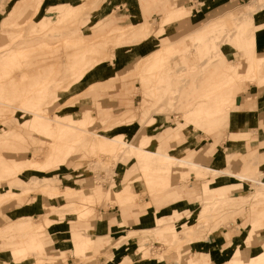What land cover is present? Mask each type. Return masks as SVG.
I'll list each match as a JSON object with an SVG mask.
<instances>
[{
	"label": "rangeland",
	"instance_id": "obj_1",
	"mask_svg": "<svg viewBox=\"0 0 264 264\" xmlns=\"http://www.w3.org/2000/svg\"><path fill=\"white\" fill-rule=\"evenodd\" d=\"M146 1L150 0H139V3L143 4L142 8L148 14V9L151 11V6L149 7ZM157 1L172 2L166 3L169 9L185 2L183 0ZM203 1L191 0L190 6L188 5L191 13L180 19H177L181 14L179 11L187 13L185 8H174L173 14L175 15L170 16V22L163 20L158 24L157 20L162 19L163 14L150 15L154 21L152 27L149 31L147 28H144L142 32L136 31L138 34L136 33L135 36L139 38H132L129 35L120 40V38L117 39L118 34H115L109 37V41H102L99 36L96 40L94 39L95 41H91L90 36H96L91 33L92 27L102 21V18H99V21L95 22L93 18L101 7H108L112 10L123 8L122 12L119 11V15L113 16L115 21L119 22L124 19V13H128L125 11V6H132L129 0H81V2L78 0L77 2L80 4L85 2L87 7L84 6V14L68 18L70 20L75 18V21L72 20V24V21L66 22L67 19L62 20L57 16L60 9L56 11L49 8L61 3L62 0H0V101L8 102V105L0 103V192L4 194V198L0 199V208L4 205H25L28 209L29 203L35 202L34 197L39 195L44 198L43 211L38 214L27 215L19 211L17 214L13 213L10 217H6L0 212L1 230L10 225V222L21 218H29L32 225L34 222L33 228L29 230H22L20 225L14 224H11L14 227H9L7 231V228H4L5 232L0 234V239L5 241V249L10 250L9 259L12 258V261H9L7 257L8 261L0 260V264H31L37 262L38 258H40L41 264H161L171 260L186 264L193 259L199 262L200 256L202 261L218 264L219 259H214V256L204 250L198 251L194 256L193 254L197 250L192 243L193 240L201 238L202 234L207 231H214L216 239L220 235L226 236V240L223 239V241L225 240V243L231 246L238 237L232 235L229 239L230 223L236 222L239 217L244 215L250 217L251 225L246 230L247 234L242 235L243 238H238V240L241 239V244L248 246L246 250L251 249L252 244L256 245V241L253 243L251 240L257 230L264 228V162L253 164L255 159L249 162V154L236 155L234 150L230 160L240 158L243 163L248 161L242 172L258 180L261 178L262 183L254 181V184L253 181L247 180L250 183L249 188L246 187L243 191L228 190V196L247 195L245 202L232 209L234 206L220 207L222 203H225L222 200L223 193L213 189V186L218 183H213V181L219 174L206 171L197 173L190 166L175 164L172 167L173 175L167 177V182L171 178V183L174 186L162 190L161 187L147 180L149 171H144L139 167L135 150L130 148L131 144L140 145L145 135L151 136L149 138L151 141L152 133L162 131V129L164 131L159 134L158 139H168L171 144L175 141L178 147H173L171 144V147H168L167 144H163V147L157 148V151L174 152L175 154L186 149L191 139L232 140L233 137L239 139L246 136L245 133H229L232 126L239 125L241 122L240 120L233 122L230 120L231 110L236 109V106L230 107L215 120L206 123L198 122L199 120L188 122L183 116L185 104L195 103L199 94L203 92L201 79L197 72L199 67L192 68V64L197 63L200 67L205 66L201 70V73H204L205 69L215 61L224 59L226 52L230 51L227 47H234L236 51H242L241 54L248 53L245 50L244 40L236 37V26L232 27L227 23H231V21L227 19L226 13L230 14L233 9L242 12L243 5L252 0L232 3L224 9H211L209 12L207 11L212 6L203 7ZM11 3L13 4L12 10L10 9ZM128 3L130 4L128 5ZM199 5L204 8L205 13H199L196 7ZM27 8L29 10L25 11ZM87 8L91 9L87 10ZM239 9L242 10L239 11ZM21 11L25 12L20 15ZM156 11L163 12L161 9ZM10 13L14 14L12 18ZM16 13L19 14L16 15ZM224 14L226 17L223 18H226L227 22L222 27L223 29L210 30L208 32L211 33L203 35V39L215 43H211L210 50L202 53L200 50L202 44L195 43L192 39L194 31L205 22ZM43 17H50L51 23L44 21ZM57 17L61 18L60 22ZM254 19L256 23L254 27L257 26L256 29H258L260 25L257 23L264 21V15L259 18L255 16ZM43 21L46 22L45 25L42 23ZM17 23L19 24L17 25ZM32 25H34L33 30H31ZM156 29L158 31H155ZM170 30H172L170 33H166ZM165 35H167V41H174L178 48L184 49L173 52L172 44L163 46V36ZM79 36L89 39L87 46L95 47L93 52L89 50V54L86 53L85 61L83 57L76 55L80 51L76 48L77 45L73 46V49L66 46V39L79 38ZM149 39L153 42V47L146 49L138 57L129 58L123 63L118 61L119 63L115 65L114 69L106 68L103 69V74L92 75L102 70L101 67L105 65L102 63L103 61L113 63L114 59L130 45L149 41ZM99 48L102 51H96ZM157 50L162 51L164 58L162 57L160 66L151 67L144 73L149 77L146 80L149 83L145 84L140 75L132 68L141 57ZM15 51L17 53H14ZM208 55L210 57H207ZM245 56L234 55L233 59L237 62L238 59ZM205 57L207 58L205 59ZM86 63L89 66L84 73L77 75L73 73ZM10 66H12L11 70ZM242 69L244 71V68L241 67L240 72ZM260 69L264 73V62L261 63ZM68 76H72L70 80ZM90 76H94V80L106 77L103 80L106 85L101 87L99 82L97 86L101 88L90 92L89 89L96 86H91ZM254 76V74H248L237 77L232 83L227 84L222 93L217 94L216 97L220 98L226 95V97L232 98L235 95L234 98H237L241 85L250 81L257 84ZM54 77L60 79L58 81V83H62H59L60 87L58 83V86L56 83L54 85L57 79H49ZM72 79H76L72 83V87L77 84H83V87L78 90L77 88L65 90L63 86ZM194 79L200 85L197 88L191 84ZM226 80L227 77H220L218 84L224 85ZM36 82L39 84L37 88L40 89L34 90ZM42 83L43 86H41ZM53 90L58 93L57 98L54 102H49L48 100L53 97H49L50 95L47 93H53ZM27 92H31L33 96L40 97L42 100L30 104L31 106H25L29 111L24 113L19 108L24 107L22 96ZM43 95L45 96L43 97ZM129 108L133 110H128ZM34 112L45 114V118L41 119V124L36 122L28 124V120L32 118ZM73 114V117L69 116ZM86 116L88 119L82 122L81 119ZM239 116L242 115L239 114ZM132 123H138L134 126L140 127V130L134 131V135H128L125 133V127ZM178 124H182L184 131L181 135L176 136L175 140H171L174 139V128ZM251 124L256 125L257 122L254 121ZM19 127L23 137H15L16 128ZM6 131L10 132L12 137L5 136ZM96 133H101L106 138L99 137ZM117 135H122L119 138L123 142L122 144L107 139ZM261 139L264 137L262 136ZM148 144L143 147L147 148ZM237 147L243 149L245 145L238 142L235 148ZM55 156L63 157L62 161L56 162L59 158ZM179 167L181 168L179 169ZM177 169L180 172L176 171ZM187 169L189 172H184ZM190 174L203 181V188L205 186L208 188V191H203V193L207 195L200 194L199 201L195 206L181 208L180 203L175 202L181 200L182 196L169 194L170 197L167 195L166 197L164 193L169 190L171 193L173 189H188L191 184ZM209 175L212 176V179L207 181L206 178ZM128 185L133 188L132 198L129 201L121 202L123 196L127 194ZM49 187L57 188L56 196L47 192ZM69 187L72 188L67 190ZM8 189L9 191L12 189L16 194L7 193ZM204 202H207L206 206H203ZM152 204L156 206L155 214L158 219L157 221L155 218L153 229H137L138 227L125 222L113 229L114 237L94 235L96 238L110 241L106 243L105 249L88 252L91 248L88 234H94L90 230L94 220L107 219L108 213L114 215L113 212L118 209L122 211L123 209L138 208L142 213L148 210L153 212ZM59 210H63V212L59 214ZM81 211L82 213L79 214ZM86 212L91 213L87 215ZM141 226L148 228L144 220H142ZM157 227L158 229H156ZM65 230L69 234V243L61 241L60 232ZM151 231H154L157 237L147 244L142 243L141 237ZM179 236L181 239L176 244L175 241ZM33 237H37L39 241L44 240L42 251L39 252V250L28 246L23 251L16 250L20 246L28 245L27 243L32 241ZM217 240L219 244L222 243V240ZM101 242L103 243V241ZM141 247L145 248L143 251H147L148 257L139 258ZM169 247L171 248L168 249ZM223 248L221 247V249ZM64 250L66 253L63 252ZM258 250H264V244ZM255 255L253 253L248 259V254L244 252L242 255L241 252L240 258L243 262L248 259L246 263L253 264L252 258ZM14 257L16 258L14 259ZM221 260L223 261V258ZM227 261L225 264H228ZM260 261L256 260L254 264H264V260Z\"/></svg>",
	"mask_w": 264,
	"mask_h": 264
},
{
	"label": "crops",
	"instance_id": "obj_2",
	"mask_svg": "<svg viewBox=\"0 0 264 264\" xmlns=\"http://www.w3.org/2000/svg\"><path fill=\"white\" fill-rule=\"evenodd\" d=\"M77 1L78 0H70V1L62 0V2L59 4L65 5V4H71ZM129 1L132 4V6H129V7H127V5L125 6L126 7L125 11H127L128 13H124L125 15L124 19L119 22H116L117 20L115 21L113 16L119 15L120 14L119 11L122 12L123 8L122 9L114 8L112 10L108 7H101V9L97 12V14L93 18L95 22H98L99 18H102V21L92 27L91 33L96 34V36L95 37L90 36L89 39H91V41H95L98 36L105 35L114 28L128 27V26L134 25L135 23L139 21H147V22L153 23L154 21H152V19L150 18L151 17L150 15L159 16L163 14V17H162L163 19L165 15L168 16V13L174 8L181 9L184 7L187 12L186 15L191 13V9L188 7V5L190 6L191 4V0H183L185 1L183 4L175 6L171 9L168 8L166 3L168 4L172 2L164 3V2H158V1L156 2V0H154L153 2L152 0H150L149 2L146 1L147 2L146 4H148L149 7L151 6V11L148 9V14L144 12L145 9L142 8L143 4L139 3V0H129ZM167 1H170V0H167ZM241 1H246V0H204L203 7L207 8L209 6H212L207 11L209 12L211 9L221 10L231 5L232 3H239ZM130 3H128V5ZM12 5L13 4L11 3L10 5L11 10H12ZM170 5H173V4H170ZM196 7L199 13L201 14L205 13L203 7H200V5ZM152 8H154L153 11H152ZM159 9L163 10V12L156 11ZM164 9H168V10H164ZM27 10L29 9L27 8L25 11ZM25 11H21L20 15L23 14V12ZM232 11H238V10L233 9ZM18 14L19 13H16V15ZM227 14L228 13H226V15ZM13 15H14L13 13H10L11 18L13 17ZM109 16H110V19L108 20ZM160 20L161 19H158L157 22H159ZM111 21H112V24H111ZM257 25H260V27L255 32L256 41H257V54L264 57V21L257 23ZM33 27L34 25H32L31 30H33ZM155 31H158V29H156ZM171 31L172 30L167 31L166 33H170ZM166 36L167 35L163 36V40H164L163 46L172 44L173 52H177V51H180L181 49H184V48H178L174 41H167ZM43 42H46V41H43ZM150 47H153V42L150 39L149 41H141L139 43H134L133 45H130L128 49L123 51L121 55L117 56V58L114 59L115 61H113V63L112 62L110 63V61L109 62L103 61L102 63L103 64L105 63V65L101 67L102 70L100 72H95L92 75H101L104 73L103 69H106V68L111 67L112 69H114L115 65L119 63L118 61H120V63H123L124 60H128L129 58L138 57L141 53H144L146 49L148 50ZM227 48L230 51L226 52V54L224 55V59L221 61H217V62L215 61L214 64H212L209 68L205 69L204 73H201V70L203 69L202 66L200 67V65L197 63L192 64V68L194 66H198L199 68H201V69L198 68L197 72L199 73V77L201 79V86H202L203 91L209 87H214L218 84V80L221 77L219 75L221 73L220 71H223L226 62H235L233 59L234 55H238L239 57H241L242 51H239V50L236 51V48L234 47L232 48L231 46ZM142 58L143 57H141V59ZM141 59H139L136 62L135 66L138 65V62L141 61ZM200 64H201V61H200ZM68 77L70 80L71 77L70 76ZM50 79H53V80L58 79L60 81V79L56 77L50 78ZM104 79H106V77L103 76L99 80L100 82L99 84L101 85V87H104L103 85H106L103 81ZM93 80H94V76L91 77V81ZM96 80H98V78H96ZM194 81H192L191 83L192 86L194 87L196 86V88L199 87L200 85H198V83ZM258 86L256 83H253L251 81L241 85V90L237 94V100L235 104L236 109L231 110V114L234 113V114L242 115V117L238 119L241 122L239 125L232 126L229 130V133L233 132L235 134L236 133L246 134V136L237 139V141L245 145V147H243V149H240L238 147L235 148V154L236 155L237 154H245V155L249 154L250 155V158H248L249 162L255 159V162L253 164L256 163V165L259 162H262V163L264 162V139H261L262 136L264 137V90H263L264 85L263 87L262 86L258 87ZM82 87H83V84H80V85L77 84V86L71 87V88H77L78 90L79 88H82ZM101 87L96 85L94 87H91L89 90L90 92H93L96 89L101 88ZM202 93L203 92H201L199 96L202 95ZM128 110H133V109L129 108ZM254 121L257 122L256 125L251 124V122H254ZM136 124L138 123H132L129 126L125 127V133L128 135H134L135 134L134 131L136 132L139 131L140 127L136 128L134 126ZM163 131L164 129H162V131H159V132L155 131L152 133V139L150 143L147 145L148 149L157 150V148H162L163 144L164 145L167 144L168 147H171V146L176 147V148L178 147L175 141H173V144H171V142L170 143L168 142V139H162V138L158 139L159 134L163 133ZM189 142L190 143L186 147V149L180 150L179 152L176 153L178 156H184L187 159H191L193 161L199 162L208 167L214 166V165H222L224 167L229 168L231 172H235V173H239L242 170H244L245 164L248 163V161L246 163H243L240 158H233L232 160H230V162L226 161V158H225L226 151L225 150H227V148L229 147L230 139H221V140L220 139L219 140L209 139V138L208 139H191ZM188 151H192V152H188ZM184 172L188 173L189 170L187 169ZM206 179L207 181L211 180L212 176L209 175L207 176ZM190 182L191 184L189 185L188 189L184 190L181 188V189H177L178 191L176 189H173V192L171 191L172 194L170 193V190H169L166 193H164V195L165 196L167 195L168 197H170L169 196L170 194V195L180 197V194H181L182 199L175 203H180L179 206L181 208H184V206L191 208L195 206L196 203H198L199 201L198 196L200 195L199 193H201L203 190V181L198 180L194 175L190 174ZM216 182L218 183L213 186V189H215L217 192L223 193L222 200L225 202V203H222L220 207L234 206L232 209H235L237 208V206H239V204H241L242 202H245L247 195L241 194L240 196H228V190L239 189L240 191L241 190L243 191L246 189V187L249 188L250 186L249 181L247 180L242 181L241 179L233 178L231 175L221 174V175H218L214 179L213 183H216ZM34 198L36 199L35 202L29 203L28 209L25 207V205L23 206L22 205L21 206L4 205L0 208V212L2 215L6 217H10L11 215H13V213L17 214L19 213V211L26 213L27 215L38 214L41 211H43L44 198L43 196H39V195ZM146 202H149V200H146ZM151 209L153 210V212H150L148 210L145 213H142L141 210L138 208L123 209L122 211L121 209H118L116 212H113L114 215H110V213H108L107 219L99 218L97 220H94L91 223L90 230L93 231L97 237H114L113 229L118 227L120 223L122 225L125 222H127L128 224H132L135 227H138L137 229H153L155 226L156 219H157L156 214H155L156 206L152 204ZM142 220H144V223L145 225H147L148 228H145V226H141ZM250 225H251L250 217H246L245 215L243 217H239V219L236 222L230 223L229 239L232 235H235L238 238H241L242 235H246L247 234L246 230L249 228ZM213 232L207 231L202 234L201 238H197L193 240L192 243L194 244L195 249L197 250L196 252H194L193 254L194 256L196 255V253H198V251L204 250L206 253L210 254L211 256H214V259L216 258L219 259L218 264H225V261L227 260H228L227 261L228 264H249V263H246V261L251 257L254 250L260 249L264 244L263 242L264 241V228L256 231V233L254 234V237L251 240L253 243L256 241V245L254 246V244H252L251 245L252 248L249 250H246L248 246L245 244H238V245L234 244V245H231L230 247L229 245L225 243L226 236L224 237L220 235L217 237V239L222 240V243L219 244ZM60 234H61L62 243L70 242L68 231L66 230L61 231ZM94 234L93 233L88 234V241L91 243V248L88 250V252L93 251V250L100 251L102 249H105L106 243L110 241L108 239L96 238ZM156 237H157L156 233H154V231H151V233L141 237L140 241L142 243L147 244L153 239H155ZM223 239L225 240L223 241ZM99 241L100 242L103 241V243L101 242V244H99L100 243ZM40 245L43 249L44 240L40 241ZM221 247H224V248L221 249ZM63 252L66 253L65 250ZM186 252H189V251H186ZM241 252H242V255L244 254V252L248 254V259L244 262L240 258ZM9 254L11 255V252L10 250L5 249V241L0 239V260H7V257L9 259ZM221 258H223V261L221 260ZM9 261H12V258H10ZM161 264H181V263L180 261H177V260L176 261L171 260L170 262L166 261Z\"/></svg>",
	"mask_w": 264,
	"mask_h": 264
},
{
	"label": "bare ground",
	"instance_id": "obj_3",
	"mask_svg": "<svg viewBox=\"0 0 264 264\" xmlns=\"http://www.w3.org/2000/svg\"><path fill=\"white\" fill-rule=\"evenodd\" d=\"M95 1V0H94ZM81 2V1H80ZM95 3V2H94ZM85 2L80 4L78 2H73L71 4H57L55 6H51L49 8H51V10H58L60 9V11L58 12L57 16L61 17L62 20H65L67 19L66 22H71L72 20L75 21L74 19L70 20L71 18L70 17H74L78 14H84L85 11L83 10L85 7ZM88 5H90V3H88ZM92 5V3H91ZM85 6V7H84ZM244 6V9H240L242 10V12H237V11H232L230 12V14H227V19L231 21L230 22H227V19L226 18H223V17H226L224 15H220V16H217L216 18L214 19H211L209 20L208 22H206L205 24H203L201 27H199L196 31H194L195 34H193L192 36V39L195 41V43H200L202 44L200 47V50L202 53H205L207 52L208 50H210V48L212 47V44L213 42H208L207 40L203 39L205 34L207 33H211V32H208L210 30H215V31H218V30H221L222 27L225 26V23L227 22L228 24L232 25V27H235L237 28L236 32V37H239L241 39L244 40L245 42V50L248 51L247 54H241V56H245V57H242L241 59H239L237 62H226L225 63V67L223 69V71H220L221 73L219 74L221 77H227V80L225 82L224 85H220V84H217L216 86L214 87H209L207 89H205L202 93V95H200L198 97V100L195 102V103H188L185 107V110H184V118L186 119V121L188 122H193V121H198V122H201V123H206V122H210V121H213L216 119V117L222 115L224 112H226L227 109H230V107H233L235 106L236 104V100L237 98H234L235 95H233L232 98H228V96L226 97V95H224V97H216L217 94H220L222 93V91L224 90L225 87H227V84L229 85L230 83H232V81H234L237 77H241L242 75H248V74H254L255 76L253 78L256 77V81H257V86H262L264 85V73L261 72V69H260V65L262 62H264V57L260 56L257 54V45H256V27H254V25H256L255 23V19L254 17L257 16V18H259L260 16L264 15V0H252L251 2H248L246 4L243 5ZM88 7H91V6H88ZM93 7V6H92ZM88 9H91V8H87ZM86 10V9H85ZM86 10V11H87ZM239 10V11H240ZM88 12V11H87ZM181 14L179 15V18L177 19H180L182 17H185L186 13L183 12V11H179ZM63 13V14H62ZM171 13V14H170ZM178 13V12H177ZM174 16L175 14H173V9L168 13V16L165 15V17L163 19H161L158 24H160V22H162L163 20H168V22H170V16ZM177 15V14H176ZM77 17V16H76ZM58 18V17H57ZM60 18V19H61ZM70 18V19H68ZM59 19V18H58ZM60 19H59V22H60ZM174 19V18H173ZM43 20L48 22V23H51L50 21V17H46L44 18L43 17ZM69 20V21H68ZM44 21L42 23H44ZM50 21V22H49ZM56 21V20H55ZM73 21L71 22V24L73 23ZM45 22V23H46ZM57 23H59L58 21H56ZM55 22V23H56ZM64 22V21H63ZM44 23V25H45ZM62 23V22H61ZM19 23H17L18 25ZM38 25V24H37ZM117 27V26H116ZM152 27V23L150 22H147V21H139L137 23H135L134 25H131V26H128V27H123V28H114L112 29L109 33L105 34V35H101L99 36L100 39H102V41H109V37L115 35V34H118V38L121 39H124L126 38L127 36L130 35V37L132 38H139L138 36H135L136 35V31H144L143 29L144 28H147V30L149 31L150 28ZM235 28V29H236ZM223 29V28H222ZM234 29V28H233ZM36 30V29H35ZM138 34V33H137ZM198 39H202L201 41H199ZM89 39H87L86 37L84 36H79V38H72L70 37L69 39H66V46L68 48L72 47L73 49V46L77 45L76 48L79 49L80 51H78V53H76V55L79 57H83L84 59V56L86 55V53L89 54V50L93 52L94 50V46L93 47H90V46H87V42H88ZM218 41V40H217ZM203 42V43H201ZM215 43V42H214ZM14 44V43H13ZM87 44V45H86ZM214 46V44H213ZM198 47V46H197ZM208 47V49H207ZM219 47V46H218ZM25 48V47H24ZM214 48V47H213ZM82 49V50H81ZM198 49V48H197ZM9 50V49H8ZM214 50V49H213ZM96 51H102L100 48L99 50L97 49ZM193 51V50H192ZM216 52V50H214ZM218 51V50H217ZM200 52V51H199ZM14 53H17L16 51ZM209 53V52H208ZM207 54V53H206ZM205 54V55H206ZM75 55V53H74ZM75 55V56H76ZM73 56V55H72ZM76 56V57H77ZM203 56V55H202ZM215 56V55H214ZM218 56V55H217ZM75 57V58H76ZM162 57H163V53L162 51L160 50H157L155 51L154 53H151V54H148L146 56L143 57V59L141 61L138 62V65L135 66L134 68H132L133 71H135L136 73H138L140 75V78L143 79L144 83L147 84L149 83V81L147 82L146 80L149 79L148 76H146V74L144 75V73L151 69V67H154V66H160V64L162 63ZM204 57V56H203ZM202 57V58H203ZM207 57H210L209 55ZM205 57V59L207 58ZM164 58V57H163ZM73 59V58H72ZM81 59V60H83ZM100 59V58H99ZM98 59V60H99ZM95 60V59H94ZM217 60V59H216ZM85 61V59H84ZM83 61V62H84ZM207 61V60H206ZM212 61H215V60H212ZM78 62V61H77ZM90 62V61H88ZM87 62V63H88ZM94 62V61H93ZM83 64L81 65V67L79 69H77L75 72L73 71L74 74H82L84 73L85 69L89 66L88 64ZM209 63V61L207 62V64ZM82 64V63H81ZM91 64V63H90ZM214 64V63H213ZM245 64V65H244ZM93 65V64H92ZM201 65H202V62H201ZM80 66V65H79ZM244 66V67H243ZM11 67L10 66V70H11ZM14 67V66H13ZM18 67V66H17ZM205 67V66H204ZM204 67H202L204 69ZM207 67V66H206ZM244 68V71L242 69V71L240 72V68ZM15 68V67H14ZM20 68V67H19ZM195 69V68H194ZM25 70V69H24ZM155 70V69H154ZM13 73V72H12ZM15 74V73H14ZM41 75V74H40ZM13 77V76H11ZM42 77V75H41ZM40 77V79H41ZM49 77V76H48ZM72 77V76H71ZM246 77V76H245ZM75 78V77H74ZM252 78V79H253ZM44 79V78H43ZM50 79V78H49ZM48 79V80H49ZM117 79V78H116ZM161 79V78H160ZM239 79V78H238ZM76 79H72L70 82H67L65 86H63L65 88V90L67 89H70L72 87V83H74ZM169 80V79H167ZM254 80V79H253ZM58 79L57 81L54 82V85L55 83L57 84L58 83ZM164 81V80H163ZM162 82V81H161ZM171 82V81H170ZM8 83V82H7ZM37 83V82H36ZM60 83V82H59ZM58 83V84H59ZM91 83V86H94V85H97L99 83V80H93ZM234 83V82H233ZM57 84V86H58ZM62 84V83H60ZM60 84H59V87H60ZM37 85H39L38 83L35 84V89L34 90H37V89H40V88H37ZM167 85V84H166ZM169 85V83H168ZM41 86H43V83L41 84ZM165 86V85H164ZM231 86V85H230ZM258 86V87H259ZM32 88V86H31ZM27 89V88H26ZM230 89V88H229ZM232 90V89H231ZM230 90V91H231ZM264 90V89H263ZM47 91V90H45ZM231 93V92H230ZM48 95H50L49 97H53L51 99H49L48 101L51 102L55 100V98H57V94L54 90H53V93L49 92L47 93ZM224 94V93H223ZM255 95V94H254ZM258 95V94H257ZM256 95V96H257ZM45 95H43L44 97ZM41 98L40 97H36V96H33L31 92H27L24 96H22V104L24 105L23 108H19V110H22L24 113L28 112L29 110L25 108V106H31L32 104L34 103H37V101H39ZM33 100V101H31ZM42 100V99H41ZM31 101V102H30ZM47 101V100H46ZM57 101V99H56ZM70 101V100H69ZM40 102V101H39ZM1 104H5V105H8V102H4V101H0ZM67 103V102H66ZM31 104V105H30ZM68 105V104H67ZM4 106V105H3ZM66 106V105H65ZM21 107V106H19ZM17 110V109H16ZM32 110V109H31ZM44 112V111H43ZM30 113V112H29ZM45 115V114H44ZM42 113H37V112H34L32 114V118L30 120H28V124L31 123V122H36V123H39L41 124V119L42 118H45ZM85 115V114H84ZM89 115V114H88ZM70 117L74 116L73 115H69ZM57 117V115H56ZM240 117L242 116H239V114H231L230 115V120L231 122H233L234 120H238ZM50 118V117H49ZM55 118V117H54ZM58 118V117H57ZM57 118H55L57 120ZM69 118V117H67ZM75 118V117H74ZM152 118V117H150ZM88 119V116L84 117L81 119V121H85ZM153 119V118H152ZM151 122H153L152 120H150ZM210 126V125H209ZM176 128H174V132H173V138L174 139H171V140H175V137L178 136V135H181L183 133V127H182V124H178V126H175ZM210 129H212V127L210 126ZM5 136H8V137H12V134L10 132H5ZM99 137H102L104 138L105 136H103L101 133H96ZM123 135V134H122ZM122 135H117L113 138H107V139H110V141H113V142H116L118 144H122L123 142L121 141V136ZM15 137H23V133L20 131V127L19 128H16V132H15ZM106 138V137H105ZM115 138V139H114ZM151 136H144L141 140V143L140 145H133L131 144L130 145V148L134 149L135 150V154L137 156V159H138V163H139V167H141L142 169H144V171H149L147 174H148V177H147V180L150 182V183H155L157 186L161 187L162 190H166L168 189L169 187H172L173 183H171V178L170 180L167 182V177H171V175H173L172 173L173 172V166L176 164H182V165H186V167L190 166L193 170H195L197 173H202V172H213L215 174H227V175H231L233 178H237V179H241V180H251V181H255L256 183H262L261 182V178L258 180L257 178H253L251 175L245 173V172H239V173H235V172H231L229 170V168L227 167H224L222 165H214V166H205L199 162H196V161H193L191 159H187L186 157L184 156H178L177 154H175L174 152H160V151H157L155 149H148V148H145L146 144H148L150 142V139ZM238 138H232V140H230V144H229V147L227 148V151L226 152V161L229 162L230 161V157H232L233 155V152L235 150V147L236 145L238 144L237 140ZM8 140V139H7ZM6 140V141H7ZM73 145V144H72ZM145 146V147H143ZM240 148V147H239ZM70 149V148H69ZM232 149V150H231ZM70 152V151H68ZM170 153V154H169ZM257 153V152H256ZM257 156V155H256ZM56 158H59V160H56V162H60L62 161V158L63 157H57L55 156ZM68 157V156H67ZM66 158V156H65ZM168 161V162H167ZM257 161V160H256ZM55 162V161H54ZM55 162V163H56ZM54 163H52L53 165ZM63 164V163H62ZM256 164V163H255ZM55 165V164H54ZM177 168V167H176ZM181 167H179L180 169ZM179 169H177L176 171H179ZM190 169V168H189ZM76 170V169H75ZM182 171V170H181ZM180 172V171H179ZM146 173V172H145ZM178 173V172H177ZM261 173V172H260ZM143 174V173H142ZM146 180V179H145ZM137 181V180H136ZM250 181V182H251ZM147 182V181H146ZM172 182H173V179H172ZM254 182V184H255ZM166 184V185H164ZM129 187L127 188V194H125V196H123L121 202H126V201H129L131 198H132V194H133V188L132 186L128 185ZM147 186V185H146ZM258 186V185H257ZM264 187V186H263ZM17 188V187H16ZM72 187H69L67 188V190H70ZM204 192L208 191V188L207 186H205L202 190L201 195H203ZM50 194L56 196V193H58V190L56 187H49L48 191ZM46 192V194H47ZM7 193L9 194H16L14 191H12V189H8ZM263 193V191H262ZM207 194H204V196H206ZM4 196L3 193L0 192V199ZM134 196H136L134 194ZM182 195L180 194V197ZM15 197V196H14ZM4 198V197H3ZM4 200V199H2ZM132 201V200H131ZM130 201V202H131ZM1 202V201H0ZM136 202V201H135ZM214 202V201H213ZM212 202V203H213ZM125 204V203H124ZM211 204V203H210ZM207 205V202L205 203L204 202V205L203 206H206ZM78 208H80L79 206H77ZM76 207V208H77ZM83 209V206H81ZM202 207V206H201ZM61 208V207H60ZM77 208V209H78ZM204 208V207H203ZM62 209V208H61ZM81 209H78V210H81ZM67 210V209H65ZM69 210V209H68ZM174 210V209H173ZM58 211V210H57ZM63 212V210H59V214H61ZM66 212V211H65ZM69 213V212H68ZM82 211L79 213L81 214ZM87 213V212H86ZM91 213V212H88L87 215ZM190 214V213H189ZM58 215V214H57ZM31 219V218H30ZM19 220V222H18ZM17 221H14V222H11L10 225L4 227V228H7L6 231L8 230L9 227L13 228L14 226H11V224H14V225H20V229L22 230H29L31 228H33V225H34V222L33 225L29 222V218H21V219H18ZM32 220V219H31ZM160 220V219H159ZM158 221V219H157ZM50 223V222H49ZM167 223V222H165ZM164 223V224H165ZM187 223V222H186ZM121 225V223H120ZM200 226V225H199ZM159 227V226H158ZM158 227L156 229H158ZM188 227H191V226H188ZM187 227V228H188ZM0 229V234L1 233H4L5 232V229ZM15 229V228H14ZM19 229V228H18ZM17 229V230H18ZM175 229V228H174ZM193 230V229H192ZM39 231V230H38ZM36 232V231H35ZM156 232V231H155ZM11 233V232H10ZM9 234V233H8ZM7 235V233H6ZM14 235V234H13ZM95 235V234H94ZM90 236V235H89ZM189 238H190V235H188ZM1 237V236H0ZM3 237V236H2ZM181 237H177L175 243L177 244L178 243V240H180ZM192 239V238H191ZM241 239L236 240V243H232L231 245H238V244H241ZM85 242V241H84ZM89 242V241H88ZM92 242V241H91ZM264 242V241H263ZM87 243V242H86ZM28 245H25V246H20L18 247L16 250H21L23 251L24 249H26V247H33L34 249H37L40 251H42V247L40 245V241L37 237H33L32 238V241L28 242L27 243ZM175 244V245H176ZM177 246V245H176ZM240 246V245H239ZM143 247V246H142ZM140 249L139 252H141V255L139 256L140 257H148L149 255L147 254V251H143L145 250V248H142ZM231 247V246H230ZM171 247H169L168 249H170ZM147 249V248H146ZM239 249V247H238ZM179 250V249H178ZM177 250V251H178ZM20 251V252H21ZM257 252V254L255 255V253ZM255 257L252 258V262L253 264L255 263L256 260H261L263 261L264 260V250H258V251H254L253 252ZM34 254V253H33ZM39 254V253H38ZM33 256V255H32ZM40 257V256H38ZM16 257H14L15 259ZM40 258H38V261L37 262H33L31 264H41V260H39ZM198 259V258H197ZM142 260V259H141ZM146 260V259H145ZM260 261V262H261ZM212 263V262H211ZM49 264V263H48ZM121 264V263H120ZM186 264H210L209 261H202V257L200 256V261L198 262L196 259H193L191 262H187Z\"/></svg>",
	"mask_w": 264,
	"mask_h": 264
}]
</instances>
